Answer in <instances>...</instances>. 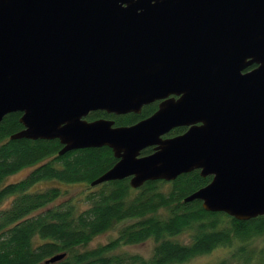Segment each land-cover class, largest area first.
I'll use <instances>...</instances> for the list:
<instances>
[{
    "label": "water",
    "instance_id": "1",
    "mask_svg": "<svg viewBox=\"0 0 264 264\" xmlns=\"http://www.w3.org/2000/svg\"><path fill=\"white\" fill-rule=\"evenodd\" d=\"M154 101L131 125L87 119ZM12 112L10 139L111 149L91 186L199 170L211 180L184 202L264 217V0H0V122Z\"/></svg>",
    "mask_w": 264,
    "mask_h": 264
},
{
    "label": "trees",
    "instance_id": "2",
    "mask_svg": "<svg viewBox=\"0 0 264 264\" xmlns=\"http://www.w3.org/2000/svg\"><path fill=\"white\" fill-rule=\"evenodd\" d=\"M156 107L144 106L139 114L96 111L87 119L104 117L115 126L131 125L150 116ZM20 115L9 113L0 122V264H177L217 247L227 248L218 264H252L259 255L257 264H264L263 216L237 220L223 212L205 211L198 200L184 202L211 180L199 170L173 181H146L138 188H132L128 178L107 181L63 200L65 193L59 186L33 190L41 181L83 183L89 188L115 158L106 146L60 155L58 139H10L23 128ZM184 130L176 127L168 136ZM151 152L149 147L142 154ZM26 167L31 169L24 178L5 183L8 176ZM117 224L121 225L114 238L87 247L95 236ZM184 232L189 234L188 241L178 237ZM147 239L154 240L150 258L116 251L121 245ZM62 253L60 260L45 263Z\"/></svg>",
    "mask_w": 264,
    "mask_h": 264
},
{
    "label": "rangeland",
    "instance_id": "3",
    "mask_svg": "<svg viewBox=\"0 0 264 264\" xmlns=\"http://www.w3.org/2000/svg\"><path fill=\"white\" fill-rule=\"evenodd\" d=\"M31 167H26L24 169H21L20 171L16 172L15 174H12L8 176L5 179V183L8 182H17L18 180L24 178L28 172L30 171ZM50 186H59L61 192L65 193V195L61 196L62 200L66 198H71L79 193L89 191L93 189L94 186H90L89 188L86 187L83 183H75V184H64L57 181H41L35 184L32 189L33 190H43ZM96 186V185H95ZM9 201V200H8ZM7 201V202H8ZM7 202H4L3 205H7ZM85 206V205H84ZM121 224L115 225L112 229L109 231H106L102 234H99L93 238V240L87 245V247H94L96 245H102L107 243L110 239L114 238L117 235V229L119 228ZM178 237L184 239L185 241H188L189 234L187 232H184L180 234ZM262 241V240H261ZM260 241V242H261ZM154 247V240L153 239H147L144 242L138 243V244H130V245H121L119 246V249H117V252H125L128 254H137L143 258H150L153 252ZM227 254V248L224 247H217L213 249L212 251L197 255L188 261L177 263V264H218V262L224 258ZM253 260V261H252ZM252 264H257L260 260V255L254 258H252Z\"/></svg>",
    "mask_w": 264,
    "mask_h": 264
},
{
    "label": "flooded vegetation",
    "instance_id": "4",
    "mask_svg": "<svg viewBox=\"0 0 264 264\" xmlns=\"http://www.w3.org/2000/svg\"><path fill=\"white\" fill-rule=\"evenodd\" d=\"M256 65H251V66H249L248 68H246L245 70H244V72H246V71H249V70H251V69H253L254 67H255ZM150 104H156V106H158V104H159V101H154V102H152V103H150ZM149 105V104H148ZM147 106V105H146ZM144 107V106H143ZM156 109H157V107H156ZM155 109V110H156ZM127 114H129V113H127ZM99 118H104V117H99ZM98 118V119H99ZM105 119H109V118H105ZM180 127H182V128H184L185 130L183 131V132H185L186 130H187V128L188 127H185V126H180ZM182 132V133H183ZM170 133V132H169ZM168 133V134H169ZM168 134H167V136H165V137H171V136H168ZM152 148V147H151ZM153 149V148H152ZM111 150V149H110ZM112 152V151H111ZM112 154H113V152H112ZM114 156V155H113ZM115 158V157H114ZM117 161V159L115 158V162Z\"/></svg>",
    "mask_w": 264,
    "mask_h": 264
}]
</instances>
